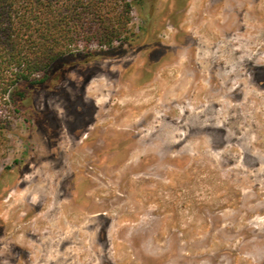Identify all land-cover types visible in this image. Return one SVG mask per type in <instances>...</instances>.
<instances>
[{
	"label": "rangeland",
	"instance_id": "rangeland-1",
	"mask_svg": "<svg viewBox=\"0 0 264 264\" xmlns=\"http://www.w3.org/2000/svg\"><path fill=\"white\" fill-rule=\"evenodd\" d=\"M130 2L1 113L0 264H264V0Z\"/></svg>",
	"mask_w": 264,
	"mask_h": 264
},
{
	"label": "trees",
	"instance_id": "trees-1",
	"mask_svg": "<svg viewBox=\"0 0 264 264\" xmlns=\"http://www.w3.org/2000/svg\"><path fill=\"white\" fill-rule=\"evenodd\" d=\"M132 7L140 11L130 0H0V157L12 125L2 111L19 114L28 87L46 83L71 47L130 42L121 35Z\"/></svg>",
	"mask_w": 264,
	"mask_h": 264
},
{
	"label": "flooded vegetation",
	"instance_id": "flooded-vegetation-1",
	"mask_svg": "<svg viewBox=\"0 0 264 264\" xmlns=\"http://www.w3.org/2000/svg\"><path fill=\"white\" fill-rule=\"evenodd\" d=\"M177 41H178V43H177V44H178V46L180 47V46H181V44L179 43V39H177ZM148 49H149L148 47H146V48H145V50H148Z\"/></svg>",
	"mask_w": 264,
	"mask_h": 264
}]
</instances>
